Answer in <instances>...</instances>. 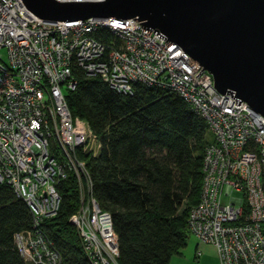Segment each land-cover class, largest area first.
I'll list each match as a JSON object with an SVG mask.
<instances>
[{
  "label": "built area",
  "instance_id": "built-area-1",
  "mask_svg": "<svg viewBox=\"0 0 264 264\" xmlns=\"http://www.w3.org/2000/svg\"><path fill=\"white\" fill-rule=\"evenodd\" d=\"M140 23L49 22L21 0H0V183L32 219L29 230L14 234L20 256L26 264H62L42 222L57 213L59 182L71 175L79 208L70 222L90 264H119L111 215L100 209L80 158L97 155L101 142L88 123L72 117L65 99L78 67L120 93H131L136 83L169 89L207 122L213 140L203 156L199 203L189 210L190 232L215 248L219 264H264V117L219 93L197 61ZM100 30L116 41L97 39Z\"/></svg>",
  "mask_w": 264,
  "mask_h": 264
},
{
  "label": "trees",
  "instance_id": "trees-1",
  "mask_svg": "<svg viewBox=\"0 0 264 264\" xmlns=\"http://www.w3.org/2000/svg\"><path fill=\"white\" fill-rule=\"evenodd\" d=\"M95 36L105 44L116 41L104 30ZM73 74L77 84L65 99L72 117L88 123L101 142L99 154L80 158L100 209L111 215L118 263L170 264L188 245L189 210L200 200L203 156L211 143L207 122L169 89L136 83L131 93H120L78 67ZM58 191L59 209L42 229L62 264H90L70 222L79 208L71 175L59 182ZM31 225L25 203L0 183V264H26L14 234Z\"/></svg>",
  "mask_w": 264,
  "mask_h": 264
},
{
  "label": "water",
  "instance_id": "water-1",
  "mask_svg": "<svg viewBox=\"0 0 264 264\" xmlns=\"http://www.w3.org/2000/svg\"><path fill=\"white\" fill-rule=\"evenodd\" d=\"M21 1L45 21L138 19L197 61L219 93L264 117V0Z\"/></svg>",
  "mask_w": 264,
  "mask_h": 264
},
{
  "label": "crops",
  "instance_id": "crops-1",
  "mask_svg": "<svg viewBox=\"0 0 264 264\" xmlns=\"http://www.w3.org/2000/svg\"><path fill=\"white\" fill-rule=\"evenodd\" d=\"M170 264H219V261L213 246L196 240L195 244L186 247L181 255L173 256Z\"/></svg>",
  "mask_w": 264,
  "mask_h": 264
},
{
  "label": "rangeland",
  "instance_id": "rangeland-1",
  "mask_svg": "<svg viewBox=\"0 0 264 264\" xmlns=\"http://www.w3.org/2000/svg\"><path fill=\"white\" fill-rule=\"evenodd\" d=\"M208 136H209V139L212 141L213 140V133L209 130L208 131ZM100 153V150L98 151V154ZM224 192L226 193V194H228L229 195V193H230V188H228V187H226L225 189H224ZM234 195H239L238 193H235ZM226 199H227V197H226ZM195 242H196V238L190 233V236H189V238H188V245H187V247H190V246H192V244L194 243L195 244ZM186 249V248H185ZM184 249V250H185ZM183 250V251H184Z\"/></svg>",
  "mask_w": 264,
  "mask_h": 264
},
{
  "label": "bare ground",
  "instance_id": "bare-ground-1",
  "mask_svg": "<svg viewBox=\"0 0 264 264\" xmlns=\"http://www.w3.org/2000/svg\"><path fill=\"white\" fill-rule=\"evenodd\" d=\"M82 2H86V1H82ZM49 22H54V21H49ZM175 44V43H174ZM181 48V47H180ZM182 49V48H181Z\"/></svg>",
  "mask_w": 264,
  "mask_h": 264
}]
</instances>
